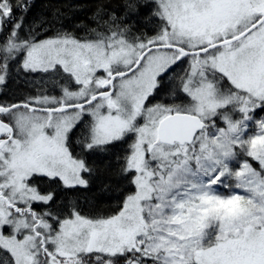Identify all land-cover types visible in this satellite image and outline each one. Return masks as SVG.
Wrapping results in <instances>:
<instances>
[{"label": "snow or ice", "instance_id": "snow-or-ice-1", "mask_svg": "<svg viewBox=\"0 0 264 264\" xmlns=\"http://www.w3.org/2000/svg\"><path fill=\"white\" fill-rule=\"evenodd\" d=\"M0 264H264V0H0Z\"/></svg>", "mask_w": 264, "mask_h": 264}, {"label": "trees", "instance_id": "trees-1", "mask_svg": "<svg viewBox=\"0 0 264 264\" xmlns=\"http://www.w3.org/2000/svg\"><path fill=\"white\" fill-rule=\"evenodd\" d=\"M43 2H45V0H37V4L38 5L41 4V3H43Z\"/></svg>", "mask_w": 264, "mask_h": 264}]
</instances>
